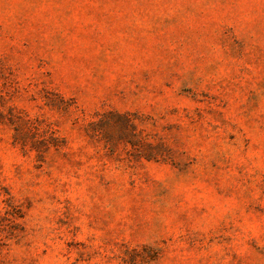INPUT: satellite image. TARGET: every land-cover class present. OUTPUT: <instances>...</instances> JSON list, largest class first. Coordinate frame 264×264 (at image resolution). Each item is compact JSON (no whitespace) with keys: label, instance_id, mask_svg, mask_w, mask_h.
Listing matches in <instances>:
<instances>
[{"label":"rangeland","instance_id":"1","mask_svg":"<svg viewBox=\"0 0 264 264\" xmlns=\"http://www.w3.org/2000/svg\"><path fill=\"white\" fill-rule=\"evenodd\" d=\"M0 264H264V0H0Z\"/></svg>","mask_w":264,"mask_h":264}]
</instances>
